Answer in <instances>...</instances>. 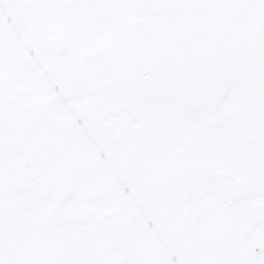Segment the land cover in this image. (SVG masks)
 Instances as JSON below:
<instances>
[{
	"label": "snow or ice",
	"instance_id": "6c2138e0",
	"mask_svg": "<svg viewBox=\"0 0 264 264\" xmlns=\"http://www.w3.org/2000/svg\"><path fill=\"white\" fill-rule=\"evenodd\" d=\"M83 7L81 0H0V36L21 53L39 47L69 81L68 96L93 110L83 126L72 122L65 95L53 106L39 103L46 85L38 59L18 61L13 74L0 67V264H144L133 241H150L145 221L160 214L180 233L190 264H264L251 218L233 219L210 203L174 149L156 89L129 70L114 37L83 24ZM173 32L161 27L145 47L173 49L175 82L196 54L191 46L174 49ZM124 166L134 172L135 197L116 174ZM137 200L145 210L133 233L124 221Z\"/></svg>",
	"mask_w": 264,
	"mask_h": 264
},
{
	"label": "rangeland",
	"instance_id": "374dc122",
	"mask_svg": "<svg viewBox=\"0 0 264 264\" xmlns=\"http://www.w3.org/2000/svg\"><path fill=\"white\" fill-rule=\"evenodd\" d=\"M83 24L102 37L115 38V51L127 59L156 89L159 116L175 151L190 166L210 203L233 219L251 218L254 250L264 249V0H81ZM174 26L173 48L191 46L195 60L182 79L172 82L173 49L149 52L145 45L161 27ZM2 67L16 71L18 61L39 60L46 88L38 95L45 106L65 95L72 122L87 126L91 103L72 99L70 87L50 57L39 47L18 51L0 36ZM53 86L55 89L53 90ZM67 120V117H62ZM124 190L135 197L137 184L130 167H118ZM145 210L137 200L124 223L134 233L136 217ZM153 237L133 241L144 264H190L180 233L170 230L166 216L144 224Z\"/></svg>",
	"mask_w": 264,
	"mask_h": 264
}]
</instances>
